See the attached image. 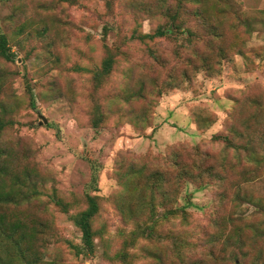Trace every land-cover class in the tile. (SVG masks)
<instances>
[{
	"label": "rangeland",
	"instance_id": "1",
	"mask_svg": "<svg viewBox=\"0 0 264 264\" xmlns=\"http://www.w3.org/2000/svg\"><path fill=\"white\" fill-rule=\"evenodd\" d=\"M160 1L114 0L107 11L103 0H0V31L8 36L14 54L10 61L0 59V116L12 121L0 140L16 150L18 171L28 169L36 185L37 198L20 204L21 210L53 226L38 248V264H149L142 239L127 245V260L117 257L134 228L117 205L120 197L127 198L123 192L133 181L132 168L171 170L173 157L191 162L202 151L208 153L204 163L224 178L219 137L229 134L232 123L248 119L252 107L241 100L262 92L264 97V0H231L229 7L221 0L206 1L211 22L222 34L212 47L194 40L198 51L214 60L208 69L190 66L185 76L184 59L191 48L180 46L182 34L176 40L157 37L146 43L135 38L164 21L152 7ZM175 1L166 0L169 5ZM180 20L200 31L194 19ZM44 27L47 30L38 34ZM105 46L114 63L92 99V74L106 54ZM148 46L160 61L149 56ZM139 87L143 96L123 99L124 92L135 94ZM93 103L103 114L96 129L90 123ZM246 123L245 136L264 142V112ZM241 142L238 137L236 143ZM225 154V162L234 164L233 153L227 149ZM89 160L98 166L99 211L93 219L95 251L83 255L72 248L79 243V231L52 197L71 202L69 213L82 208ZM239 181L238 167L226 173L221 184L209 176L199 189L188 184V221L173 218L160 228L185 229L204 246L217 231L213 219L224 224V218L235 217L246 250L243 263H261L257 252L264 248V235L256 236L254 227L263 216L253 201L264 199V168L260 175ZM234 190L253 200L231 202Z\"/></svg>",
	"mask_w": 264,
	"mask_h": 264
},
{
	"label": "trees",
	"instance_id": "2",
	"mask_svg": "<svg viewBox=\"0 0 264 264\" xmlns=\"http://www.w3.org/2000/svg\"><path fill=\"white\" fill-rule=\"evenodd\" d=\"M206 1L208 0H176L173 5H169L166 0H161L158 4L154 3L152 5L155 8L154 14L160 15L164 21L157 24L151 32L137 33L135 38L146 43L147 40L153 41L157 37L176 40L177 34H182L183 43L180 46L191 48L190 55L185 56L184 59L183 75L185 76L188 68L195 64H200L199 67L208 69L214 59L211 61L207 54L198 51L194 40H202L207 47H210L212 42L220 39L222 32L218 24L211 22L209 11L204 6ZM221 1L226 7L231 5V0ZM103 2L106 10L110 11L114 0H103ZM187 5L192 7L188 9ZM148 10L150 11V9ZM180 18L188 21L194 19L200 31L189 26L186 21L184 23V20H180ZM242 20L243 24L248 25L247 19ZM23 30L24 27L18 28V34H21ZM46 30L47 27H44L42 30H37V33H44ZM28 32L33 34V30ZM8 41V36L0 31V59L4 61H10L14 55ZM217 45H219L218 54L223 57L224 49L221 44ZM232 46L234 44H231ZM105 48L106 54L102 58L100 66L92 74V99L94 91L101 86L104 77L109 74L114 63L113 53L108 47L105 46ZM147 53L155 61H160L157 53L149 46ZM237 53H242V51L238 49ZM2 78L0 71V86ZM133 93V91L124 92L122 97L126 101L133 99L134 96L141 97L143 96L142 87H139L135 94ZM261 94L247 96L241 100L246 103L244 105L249 104L250 108L252 107L248 119L242 120L238 124L232 123L233 125L228 127L229 134L215 136L221 138L223 143L222 160L219 167L224 178L213 170V165L204 163L208 153H202V151L191 162H183L173 157L171 170L132 168L133 181L127 185L126 191L123 192L127 198L122 200L120 197L117 205L121 213L132 220L134 228L122 241L121 249L117 253L119 259L127 260L128 254L125 250L127 245L134 244L137 239H142L146 242L144 253L149 259V264H228L227 261L231 262L229 264H244L246 250L241 229L238 227L235 217L224 218V224L213 219L212 223L217 231L207 240L208 247L207 245L203 246V243L193 241L192 235L185 229L172 232L170 229L164 230L160 227L173 218H179L182 224L188 221L187 208L191 205L189 196L185 192L188 184H198L196 189H199L206 185L202 183L204 176H209L221 184L225 179V174L235 171L238 167L239 182L250 180L262 173L264 142L253 141L244 133L245 128H248L246 122L264 112V97ZM236 101L239 102V99ZM95 104L93 103L92 106L93 115L90 120L91 127L94 129L99 126L103 117ZM254 121V124L259 122V120ZM11 124V120H5L0 116V137L2 130ZM238 137L242 138L243 142L236 143ZM261 138L262 136L258 132V139ZM227 149L234 155V164L225 162L224 156ZM16 158V150L0 140V264H38L40 259L38 248L44 243L46 236L51 234L53 226L49 220L30 217L23 213L24 210H21L23 208H20V204L37 198V194H35L37 189L30 178L28 169L22 167L18 171ZM89 161H91V174L83 190L81 201L84 206L82 208L69 213L71 202H65L56 196L52 197L56 207L61 212L68 214L72 224L79 231V243L73 245L72 248L75 253L83 255H92L95 251L96 230L93 227V219L99 211V195L96 194L98 191V166L92 160ZM228 168L235 169L227 171ZM232 193L231 202L243 198L248 201L253 200L237 190ZM180 199L185 202H177ZM253 202L263 216L260 226L264 224V199L257 198ZM259 226L254 227L256 236H258V232L264 235V227ZM210 247H217V250H212ZM257 256L263 259L259 264H264V248L258 250Z\"/></svg>",
	"mask_w": 264,
	"mask_h": 264
},
{
	"label": "water",
	"instance_id": "3",
	"mask_svg": "<svg viewBox=\"0 0 264 264\" xmlns=\"http://www.w3.org/2000/svg\"><path fill=\"white\" fill-rule=\"evenodd\" d=\"M42 121H43V122H45L46 120H45V119H43Z\"/></svg>",
	"mask_w": 264,
	"mask_h": 264
}]
</instances>
